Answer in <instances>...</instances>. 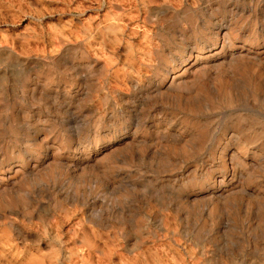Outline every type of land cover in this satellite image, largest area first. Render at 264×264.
Returning a JSON list of instances; mask_svg holds the SVG:
<instances>
[{"label":"rangeland","instance_id":"1","mask_svg":"<svg viewBox=\"0 0 264 264\" xmlns=\"http://www.w3.org/2000/svg\"><path fill=\"white\" fill-rule=\"evenodd\" d=\"M0 264H264V0H0Z\"/></svg>","mask_w":264,"mask_h":264},{"label":"bare ground","instance_id":"2","mask_svg":"<svg viewBox=\"0 0 264 264\" xmlns=\"http://www.w3.org/2000/svg\"><path fill=\"white\" fill-rule=\"evenodd\" d=\"M223 40V39H222ZM236 54V53H235ZM237 55H239V54H237ZM230 56V55H229ZM233 57H234V55H233ZM237 57V56H236ZM228 58V57H227ZM230 58V57H229ZM210 60V59H209ZM205 62V61H204ZM240 62V61H239ZM234 63H236V62H234ZM201 64H203V63H201ZM204 66V65H203ZM232 66V65H231ZM188 70H190V69H188ZM182 79V78H181ZM172 80V79H171ZM168 83V82H167ZM171 83V82H170ZM177 83V82H176ZM179 83V82H178ZM181 84V83H180Z\"/></svg>","mask_w":264,"mask_h":264}]
</instances>
